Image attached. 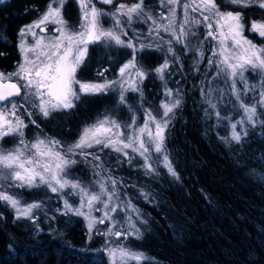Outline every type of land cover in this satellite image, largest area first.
<instances>
[{"label": "snow or ice", "instance_id": "1", "mask_svg": "<svg viewBox=\"0 0 264 264\" xmlns=\"http://www.w3.org/2000/svg\"><path fill=\"white\" fill-rule=\"evenodd\" d=\"M3 2L0 0V3ZM77 2L81 18L79 25L73 29L63 16L66 0H50L39 19L23 26L18 32L21 60L16 71L7 74L0 72V141L5 137L16 139V145L11 149L6 150L0 144V204L13 212L15 220H29L39 233L41 230L36 223L39 219L37 213L47 214L45 202L22 203L18 192L13 193L12 190L46 189L61 202L56 212L63 216L82 217L86 221L89 239L93 229L105 222L108 224L107 230L97 234L104 235L108 241L113 238L119 240L121 237L127 240L129 236L139 238L140 230L136 227V221H146L141 219L140 210L132 205L131 200L120 199L117 184L123 186V181L113 178L103 168L100 153L105 149L110 150L118 154V159L123 157V161L129 165L133 159L138 158L142 161L141 170L146 176H158V169L163 168L169 176L180 179L165 146V133L182 99L178 90L174 95L172 89L166 87L165 73L171 74L169 58L179 64L180 58L174 45L182 46L186 52L189 50L186 41L190 35L196 36L193 27H203L206 31L205 39L211 38L216 42V49L212 51L208 65L209 68L215 66L214 79L224 77L222 82L227 85L228 92L225 94L222 89L211 87L201 91L209 97L208 109L218 124L221 121L227 123L229 134L221 139L225 143L234 142L239 145L248 135L245 125L255 127L258 122L264 125V120L259 119L260 115H264V47H257L243 35L244 25L240 13L222 12L216 0H187L183 4V16L178 29L176 5L179 0H158V6L167 10V15L158 14L159 20L146 8L144 0H137L131 5L121 3L111 13L97 9L92 0ZM99 2L113 4V0ZM227 2L229 5L241 4V0ZM242 6L264 9V2L257 4L256 0H247ZM189 12L198 14L199 19L190 18ZM102 17H109L112 26L105 28ZM135 22L149 25L146 37L149 42L140 40L141 33L132 27ZM48 25L53 26L50 34ZM130 30L134 32L135 40L128 36ZM249 31L264 37V22H253ZM162 32L168 34L169 38L164 39ZM29 38L31 44L28 43ZM90 44L130 49L132 58L118 67L115 79H107V73L111 70L109 65L97 69V76L103 82H81L76 79V73L85 63ZM146 49L163 52L164 62L154 69L146 70L136 59V54ZM195 52L198 64L202 62L204 53L198 49ZM108 59L111 61V57ZM249 71L259 73V84H248L245 73ZM149 75L165 82L163 95L166 102L162 101L159 105L160 119L153 115L150 108L144 109L143 123L138 124L132 106L128 104L127 94H139L143 103L141 85ZM238 82L240 88H237ZM109 92L117 93L118 103L133 112L130 122L122 123L105 113L102 118L85 126L78 139L68 145L47 134L36 136L33 141L25 139L24 130L28 124H25L23 115L31 118L33 112L29 109L47 119L53 113L73 109L81 95ZM213 93L221 101L231 97L229 103H234V110L240 113L239 118L232 121L230 116H221L218 104L213 102ZM250 95L258 101L261 109L259 114L257 104L249 106L241 99V96ZM21 109H24L23 113ZM29 123L39 128L34 119H30ZM89 149L96 151L89 152ZM77 156L91 162L96 177L91 183L95 190L79 179L69 178L70 171L78 163ZM65 195L76 197L78 205L73 207ZM141 195L148 199L146 193L141 192ZM118 210L125 216V223L114 231L117 222L113 215ZM96 212L100 213L99 217L94 215ZM49 219L54 220L55 217ZM102 251L109 257L110 264H142L147 259L142 252L112 247L110 244Z\"/></svg>", "mask_w": 264, "mask_h": 264}, {"label": "trees", "instance_id": "2", "mask_svg": "<svg viewBox=\"0 0 264 264\" xmlns=\"http://www.w3.org/2000/svg\"><path fill=\"white\" fill-rule=\"evenodd\" d=\"M113 1L116 3L117 0ZM261 2L256 0L257 4ZM216 3L222 12L240 13L243 34L257 47H264V37L249 31L253 21L264 22V9L257 6L245 8L242 3L229 5L227 0H216ZM96 4L106 6L99 0ZM152 9L157 11L155 6ZM198 17V14H193V18ZM205 35V29L198 27L197 36L191 42L193 54H196L195 49L204 53L195 73L181 59L179 64L172 59L171 77L165 73L166 87L172 89L174 95L178 90L182 99L165 133V146L180 179L169 176L163 168L158 169V176H146L141 170L140 159H133L129 165L123 157L118 159V154L110 150L100 153L103 168L113 178L123 181V186L117 184L120 199L131 200L132 205L140 210L141 219L146 221H136L140 237L108 241L104 235L97 234L107 230L105 222L93 229L89 239L86 221L82 217L60 215L55 211L61 207L57 196L42 189L35 192L33 200L45 202L47 214L37 213L39 233L29 220L25 223L30 230L21 228L13 212L0 204V264H110L109 257L102 251L109 244L142 252L147 258L142 264H264V125L259 122L255 127L245 125L248 135L239 145L225 143L221 139L229 134L227 123L221 121L218 124L208 106L204 107L203 95L198 92L202 78L206 82L208 80V88L213 89H218L224 80V77L214 79L215 66L209 68L210 53L216 49V42L211 38L205 39ZM128 36L136 39L135 35ZM117 54L112 48L113 68ZM140 55L136 54L138 62ZM142 66L148 70L156 68L155 65ZM246 78L249 85L259 84L261 80L259 73L247 74ZM224 85L228 90L225 83L223 88ZM141 88L143 103L137 94L138 99L131 104L137 122H140L138 124L143 123L146 104L159 106L166 100L163 95L165 82L153 75L144 80ZM237 88H240L239 82ZM212 99L224 116L225 112L220 110V97L213 93ZM241 99L249 106L257 104L258 114L261 112L258 101L251 95L241 96ZM116 104L118 94L114 93L109 114L124 116L125 112H116L115 108L127 107ZM133 104H138V108ZM127 110L129 114L125 119L130 122L133 112ZM64 114L65 145H68L76 141L77 133L83 125L90 123L91 116H76L78 113L72 109ZM239 115L236 110L230 117L235 121ZM156 117L160 119V116ZM36 118L40 116L29 118L23 115L25 123ZM259 119L264 120V115ZM76 159L78 163L70 171V176L95 190L91 183L96 179L91 162L83 161L79 156ZM141 192L148 195L147 200ZM65 198L73 207L79 203L74 196L65 195ZM94 215L99 217L100 213ZM53 216L54 220L49 219ZM113 219L117 222L113 230L117 231L119 225L125 223V216L118 210ZM60 224L62 230H59Z\"/></svg>", "mask_w": 264, "mask_h": 264}, {"label": "flooded vegetation", "instance_id": "3", "mask_svg": "<svg viewBox=\"0 0 264 264\" xmlns=\"http://www.w3.org/2000/svg\"><path fill=\"white\" fill-rule=\"evenodd\" d=\"M97 1L98 0H92L96 8L102 12L111 13L112 10L110 9L112 8L110 7L113 4H105V7H100L96 4ZM47 2L48 0H4L3 3H0V72L6 74L13 72L21 56L18 48V32L23 26L32 23V17L38 14L40 9ZM63 16L73 29L79 25L81 10L77 1L72 2V0H66L63 7ZM102 20L105 28L111 26L110 18L107 17L106 21V19L102 17ZM8 23L10 24L8 25ZM37 31L39 32V30ZM28 41H31V38H29ZM109 57H111V61H109ZM109 65L111 70L107 73V79L112 77V46L108 45L105 47L101 44H90L85 63L78 69L76 79L84 82H95L100 79L97 76V69L101 66ZM77 91H79L78 87ZM112 97V92L102 95H81L80 99L75 102L76 106L72 110L78 113L76 116H91L92 121L97 116H103L105 113L109 114L111 112ZM17 102L19 103V100ZM29 111L33 112L32 118L37 116H40V118L34 119L36 124L39 125V128L29 122L25 123L28 124V127L24 130L25 134L27 132L34 133L31 136L28 135V141L33 139L32 136L42 137L47 134V136L58 139L61 143L65 144V130L63 127L65 112L53 113L50 117L45 119L34 110L29 109ZM81 130L82 128L77 133L76 140Z\"/></svg>", "mask_w": 264, "mask_h": 264}, {"label": "rangeland", "instance_id": "4", "mask_svg": "<svg viewBox=\"0 0 264 264\" xmlns=\"http://www.w3.org/2000/svg\"><path fill=\"white\" fill-rule=\"evenodd\" d=\"M73 1H77V0H72V2ZM117 1H119V2H117ZM117 1H116V3H114V1H113V5H111V7L109 6L110 8H112V9H110V10H112L111 12H114L116 10V7L119 4H121V3H125V4L131 5V4L137 2V1H134V2L129 3L127 0H124V1H121V2H120V0H117ZM262 1L264 2V0H262ZM49 2H50V0H48V2L40 9V11L38 12V14H35V16L32 17V20L33 21L39 19L40 15L47 9V6H48ZM185 2H187V0H179L178 4L176 5L177 29H178L179 24H180V22L182 20V16H183V4ZM246 2H247V0H241V3L242 4L243 3H246ZM144 4H145L146 8L150 9L153 17L156 18V19H158V20H159V16H158L159 13H164L165 15H167V10L165 8H161V7L158 6V0H144ZM154 6L156 7L157 11L152 9V8H154ZM223 12H233V13H235V11H223ZM189 16H190V18H193V13L189 12ZM103 18L106 19V21H107V17H103ZM193 19H195V18H193ZM196 19H199V17L196 18ZM110 21H111V26H112V20L110 19ZM161 22H163V21H161ZM253 22L260 23L259 21H253ZM132 27L135 29L136 32L141 33L140 40L142 42H145V43L149 42L146 39V37H147V29H148L149 25H146V24H144L142 22H135L132 25ZM52 28H53L52 25H48V32H49V34L51 33ZM192 30H193V32L196 33V36H197V27H193ZM128 35L131 36V35H135V34H134L133 31L130 30L128 32ZM161 35L164 37V39H168L169 38L168 37V34H166V33H163L162 32ZM196 36H191L190 35L188 37L186 43L188 44V49L189 50L187 52L185 51V49L182 46H180L178 44L177 45H174V49L176 47L175 51H176L177 55L179 56V58L181 59V61H185V62H187L190 65V68H191L192 73H195L196 68L199 66V63H200L199 62L197 64V58L195 57L196 54H193L194 53L193 52V45L191 43L196 38ZM200 40L201 39H196V41H200ZM28 43L31 44L32 43V40L31 41H28ZM111 46L113 48V51L116 50L118 54L116 56V60L117 61L115 63V67L112 70V77H109L108 78L109 80L115 79L116 76H117V69H118V67L121 66L123 63L127 62L129 59L132 58L131 55L129 54L131 52L130 49L119 48V47H117L115 45H111ZM137 54H141L140 55V58L141 59H139V63L142 64V65H144V66H148V65L149 66L150 65H153L154 66L155 65V67H158L159 65H161L164 62V58H165L164 57V53L161 52V51H153V50H147L146 49L144 52H142V53L141 52H138ZM210 55H211V53H210ZM158 56H161V57H158ZM114 58H115V55H114ZM20 60H21V56H20ZM20 60L17 62V64L20 62ZM169 63H170V71L172 73V71H173V67H172L173 66V60H172V58H169ZM17 64L15 65V67L13 69V72L16 71ZM146 70H148V69H146ZM252 73H254V72L249 71V72H246L245 75H247V74L250 75ZM150 76L151 75H149L148 77H150ZM168 76L171 77V74H169ZM220 81H222V80H220ZM81 82H84V81H81ZM85 82H90V81H85ZM95 82H103V81L101 79H98ZM208 84H209L208 80L206 82V79L204 81V78H202L200 80V83H199V86H198V92H199V94L200 95H203L204 107H207L208 106L207 105V100L209 99V97H207L201 91V89H204L206 91L208 89ZM218 89H222L225 94H227V92H228V90L226 89L225 85H224V88H223V83L222 84L220 83V85L218 86ZM114 93L115 92H112L113 95H114ZM127 97H128V101L131 102V103L129 102L130 105L132 103H134L136 99H138L137 98V93H132V92H129L127 94ZM230 99H231V97H226V98H224L221 101L220 110L223 111V112H225V115L224 116H226V115L227 116H231L232 112H235L236 111V110H234V103L233 104H230L229 103V100ZM165 102H166V100H165ZM146 105L148 107H146L145 109H149L150 108L152 110L153 115L160 116V114H159V106L158 105H156V104L152 105L150 103L149 104H146ZM116 106H121V104L118 103V104H116ZM133 106H135V107L138 108L139 105L138 104H133ZM115 111L116 112H119V111L125 112V113H123L124 116H121L120 115V117H119V115H118V116H115L114 118L117 119L118 121L122 122V123H126L127 122V118L125 119V115L127 116L129 114L127 108H118V110H116V108H115ZM204 113H206V112H204ZM99 118H102V116L95 117L94 120H92L90 123H87V124L83 125L82 129L85 126L94 123ZM137 123H140V122L138 121ZM24 134H25V131H24ZM33 134L34 133L27 132L25 134V139L28 140V137H29L28 135L31 136ZM32 137H33V139L30 140V141H33L36 136H32ZM0 144H2V146L6 150L7 149H11V148H13L16 145V139L14 137H5L3 141H0ZM70 174H71V172H70ZM69 178L70 179H74L70 175H69ZM40 190H42V189H39V190H35L34 189V190H31V191L13 189L12 192L13 193L18 192V198L21 199L22 203H31V202H34L33 200H34V197H35L34 196L35 195V192L40 191ZM26 221H28V220H26V219L19 220V225L24 230L29 231L30 229L26 226V223H25ZM66 224H68L67 221H66ZM62 229H63V226L60 224L59 230H62Z\"/></svg>", "mask_w": 264, "mask_h": 264}]
</instances>
